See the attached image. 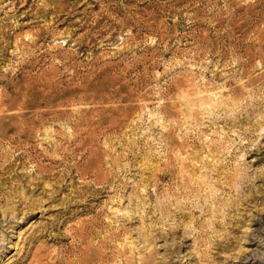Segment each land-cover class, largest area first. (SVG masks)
Wrapping results in <instances>:
<instances>
[{"label": "rangeland", "instance_id": "rangeland-1", "mask_svg": "<svg viewBox=\"0 0 264 264\" xmlns=\"http://www.w3.org/2000/svg\"><path fill=\"white\" fill-rule=\"evenodd\" d=\"M83 262L264 264V0H0V264Z\"/></svg>", "mask_w": 264, "mask_h": 264}, {"label": "bare ground", "instance_id": "bare-ground-1", "mask_svg": "<svg viewBox=\"0 0 264 264\" xmlns=\"http://www.w3.org/2000/svg\"><path fill=\"white\" fill-rule=\"evenodd\" d=\"M39 112H40V111H39ZM1 233H2V232H1ZM4 239H5V238H4ZM99 254H100V253H99ZM101 258H102V256H101ZM101 258H100V259H101ZM101 260H102V259H101ZM82 264H87V263H86V262H83Z\"/></svg>", "mask_w": 264, "mask_h": 264}]
</instances>
